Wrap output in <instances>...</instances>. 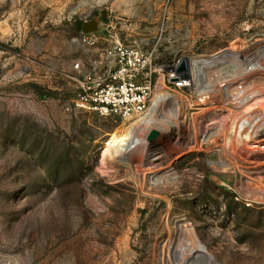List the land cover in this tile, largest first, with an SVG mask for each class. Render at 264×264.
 Wrapping results in <instances>:
<instances>
[{
	"label": "rangeland",
	"instance_id": "rangeland-1",
	"mask_svg": "<svg viewBox=\"0 0 264 264\" xmlns=\"http://www.w3.org/2000/svg\"><path fill=\"white\" fill-rule=\"evenodd\" d=\"M91 21L97 32L83 35L79 24ZM263 54L264 0H0V264H180L195 241L219 264H264V187L247 180L264 179V162L259 175L234 165L252 152L237 141L219 165L229 134L264 126V75L247 77L246 107L218 104L223 80L242 72L243 59L264 66ZM132 55L149 60L140 78L152 72L151 85H131L149 88L144 114L76 106V81L107 79ZM222 55L233 57L191 78L192 62ZM182 60L187 87L172 82ZM30 85L56 95L40 100ZM159 86L185 116L172 140L151 137L162 146L160 170L147 175L119 155L102 161L113 136L148 114ZM205 121L221 124L222 137L197 151L195 126Z\"/></svg>",
	"mask_w": 264,
	"mask_h": 264
},
{
	"label": "bare ground",
	"instance_id": "bare-ground-1",
	"mask_svg": "<svg viewBox=\"0 0 264 264\" xmlns=\"http://www.w3.org/2000/svg\"><path fill=\"white\" fill-rule=\"evenodd\" d=\"M229 57H233V56L222 55L220 57H215L210 60L208 59V60H199L192 62L191 70L189 72L191 78H193L194 81L198 80L202 76L204 70H210V69L215 70L217 66H221L225 62H227L226 60H228ZM235 59H236L235 62H240L238 58ZM259 60L256 57L246 58L245 60L243 59L240 62L241 67L243 66L241 69L242 72H240L236 76H233V79L231 81H226L223 80L224 78H222L224 85L220 87L221 88L220 93L222 94L218 103L220 104V109L225 110L227 109L226 105H231L236 107L237 108L236 110H241L242 108L246 107L247 103L253 100V95L250 93V91H248L245 85H246L247 77L259 75V74L264 75V66H259L260 65ZM190 83L191 80L186 83H181V85L178 86L187 87ZM234 84H237V86L238 84L239 86H242L241 89L243 90L241 92L239 91L240 92L239 95H236L237 92L235 91V88H233ZM159 85H162V82H160ZM209 86L210 85H206V86L197 85L196 90L198 93H209L211 92ZM157 92L159 94L157 95V97H155V100L153 101L152 107L149 110L148 114L143 118L137 119L133 124H131L125 130L113 136L110 142L106 144V147L101 156L102 161H105L108 158L114 159L116 156L119 155L118 158L120 160V163H123V165H125L126 167H131L133 161H135L136 160L135 158H137V162H139L140 164L138 166L136 165V168L141 169L145 167L146 169L144 170H145V174L147 175L148 174L154 175L160 170L156 166H154L153 163L162 159V156L160 155V151H159L162 146L160 145L159 148L152 147L153 145L151 144L150 141L151 137L157 132H163V133H168L169 139H171V137L173 139L175 134L177 135V133L181 132V119H183L184 116V109L180 103L181 101H179L177 97L164 92L163 86H159ZM249 94L252 97V100L250 99ZM211 99H209V101ZM251 108L253 110L255 109V107H251ZM204 117L208 118L209 114ZM261 123H263V121ZM205 124L206 125H203L200 122H198L195 126V129L196 128L197 129L194 132V142H195L194 145L195 148H197L196 149L197 151H200L204 146L217 143L219 138L222 137L221 133L223 132V128L221 124H217L216 122L211 123L210 121H205ZM258 125L259 124H254L253 122H248L246 125H244V128L242 127L243 129L238 133V135L229 134L227 139V144L225 145L227 146V150L225 149V147L222 148L221 150L222 153L221 157L223 158V161L219 163L220 166H225V163L227 162V158H228L226 154H228L229 149L233 145H235L237 141H242L244 143H250L247 144V146L245 147L246 148L249 147V150H251L252 152L248 157H246L242 161L243 162L242 165H239L238 163L234 165L248 172L251 173L253 172L252 175L253 174L259 175L256 174L254 170H255V165L264 162V151L259 150L260 148L264 147V138L256 139L253 135L255 136L256 134L259 135V133H261L259 130H261L262 127L264 126L257 128ZM262 131L264 130L262 129ZM143 132L150 133L149 137L142 138L140 134ZM175 145L178 146L179 144L173 143V146ZM253 157H260V158L255 159ZM241 158L242 157L240 156V159ZM163 170L167 171L166 173L170 172L168 166ZM247 180L249 181V184H255L259 187H264L261 184L264 183L263 178L262 181L260 179H254L253 176L252 177L249 176ZM157 181H162V180H157ZM180 264H219V263L216 262V260L206 251V249L202 245H200L197 241H195L194 250L188 255L183 256L180 260Z\"/></svg>",
	"mask_w": 264,
	"mask_h": 264
},
{
	"label": "built area",
	"instance_id": "built-area-1",
	"mask_svg": "<svg viewBox=\"0 0 264 264\" xmlns=\"http://www.w3.org/2000/svg\"><path fill=\"white\" fill-rule=\"evenodd\" d=\"M107 56H112L111 52H108ZM148 62L149 60L143 59L142 56L132 55V59L122 58L110 67L107 79L99 78L97 75H88L82 81H76V85H82V93L79 95L76 106L122 118L144 114L146 91L149 88H132L131 85H151L150 79L146 80L147 76L152 74L150 70L143 78H140ZM75 68L78 69L79 66L75 65ZM138 79L143 82L140 83ZM181 83H186V81H178L175 85L180 87L178 85ZM84 85L92 86L84 87Z\"/></svg>",
	"mask_w": 264,
	"mask_h": 264
},
{
	"label": "water",
	"instance_id": "water-1",
	"mask_svg": "<svg viewBox=\"0 0 264 264\" xmlns=\"http://www.w3.org/2000/svg\"><path fill=\"white\" fill-rule=\"evenodd\" d=\"M97 23L94 21L84 23L81 27V32L83 35H90L95 32H97ZM180 68L178 69L177 73L179 74V77L172 79L173 83H176L178 81H185L189 80V75H188V67H187V62L186 60H182L180 64ZM156 137L161 136V133H155L154 134Z\"/></svg>",
	"mask_w": 264,
	"mask_h": 264
},
{
	"label": "trees",
	"instance_id": "trees-1",
	"mask_svg": "<svg viewBox=\"0 0 264 264\" xmlns=\"http://www.w3.org/2000/svg\"><path fill=\"white\" fill-rule=\"evenodd\" d=\"M79 26L81 28L82 24H79ZM30 87L40 100H46L56 95V93L51 91H46L45 89L37 85H30Z\"/></svg>",
	"mask_w": 264,
	"mask_h": 264
}]
</instances>
